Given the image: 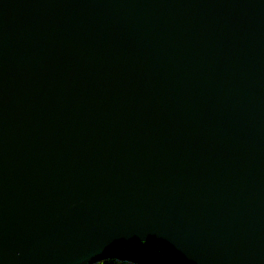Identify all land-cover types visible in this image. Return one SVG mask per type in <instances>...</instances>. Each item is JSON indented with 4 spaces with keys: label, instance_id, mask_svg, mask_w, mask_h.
<instances>
[{
    "label": "water",
    "instance_id": "water-1",
    "mask_svg": "<svg viewBox=\"0 0 264 264\" xmlns=\"http://www.w3.org/2000/svg\"><path fill=\"white\" fill-rule=\"evenodd\" d=\"M264 264V0H0V264Z\"/></svg>",
    "mask_w": 264,
    "mask_h": 264
},
{
    "label": "trees",
    "instance_id": "trees-1",
    "mask_svg": "<svg viewBox=\"0 0 264 264\" xmlns=\"http://www.w3.org/2000/svg\"><path fill=\"white\" fill-rule=\"evenodd\" d=\"M101 264H126V263L120 262L119 260H115V259H109Z\"/></svg>",
    "mask_w": 264,
    "mask_h": 264
},
{
    "label": "rangeland",
    "instance_id": "rangeland-1",
    "mask_svg": "<svg viewBox=\"0 0 264 264\" xmlns=\"http://www.w3.org/2000/svg\"><path fill=\"white\" fill-rule=\"evenodd\" d=\"M122 262H123V263H127V261H126V260H123Z\"/></svg>",
    "mask_w": 264,
    "mask_h": 264
}]
</instances>
